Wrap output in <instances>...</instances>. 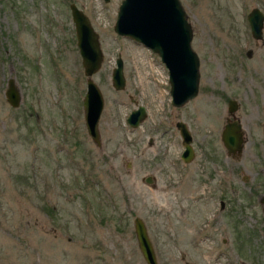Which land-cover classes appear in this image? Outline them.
Listing matches in <instances>:
<instances>
[{
  "label": "rangeland",
  "instance_id": "rangeland-1",
  "mask_svg": "<svg viewBox=\"0 0 264 264\" xmlns=\"http://www.w3.org/2000/svg\"><path fill=\"white\" fill-rule=\"evenodd\" d=\"M120 1L0 0V264H146L135 217L156 264H264V21L254 39L246 18L254 7L264 14V0H179L199 60L197 94L180 109L158 56L114 33ZM70 4L103 53L91 76L103 99L99 145L84 125ZM117 54L122 90L110 81ZM8 78L16 108L3 95ZM230 99L246 140L235 158L219 140ZM137 106L146 117L132 128ZM178 120L193 137L186 166Z\"/></svg>",
  "mask_w": 264,
  "mask_h": 264
},
{
  "label": "water",
  "instance_id": "water-1",
  "mask_svg": "<svg viewBox=\"0 0 264 264\" xmlns=\"http://www.w3.org/2000/svg\"><path fill=\"white\" fill-rule=\"evenodd\" d=\"M69 9L80 63L86 77L85 92L81 99L84 125L92 141L99 145L97 122L103 108V99L91 76L100 68L103 53L98 35L87 16L74 4H70ZM246 18L252 38L260 39L264 21L263 12L254 7L249 10ZM113 31L119 36L127 37L143 45L158 56L168 70L169 93L173 106H179L196 95L199 60L191 48V26L179 0H121ZM114 63L110 76L111 85L115 90H122L125 86V78L119 54ZM3 95L11 107H18L20 91L13 78L6 80ZM236 107V101L230 99L227 109L231 115ZM144 118L143 106H137L127 115L126 123L135 128ZM176 127L184 146L182 157L188 160L191 157L189 133L179 122L176 123ZM221 141L233 157L239 154L244 142L241 125L237 121L225 123L221 131ZM151 180L149 176L144 178L146 183H150ZM133 230L137 247L145 263L156 264L154 249L141 218L133 219Z\"/></svg>",
  "mask_w": 264,
  "mask_h": 264
},
{
  "label": "flooded vegetation",
  "instance_id": "flooded-vegetation-1",
  "mask_svg": "<svg viewBox=\"0 0 264 264\" xmlns=\"http://www.w3.org/2000/svg\"><path fill=\"white\" fill-rule=\"evenodd\" d=\"M121 2V1H120ZM120 2H119V4H120ZM119 4H118V6H119ZM118 6H117V10H118ZM79 9V8H78ZM80 10V9H79ZM117 10H116V14H117ZM82 11V10H81ZM83 12V11H82ZM84 13V12H83ZM85 14V13H84ZM116 18V17H115ZM161 62V61H160ZM161 64L163 65V67H164V69H165V72H166V83H167V85H168V90H170V85H169V82H168V70H167V68L165 67V65L161 62ZM197 91H198V85H197ZM197 94V93H196ZM169 96H170V93H169ZM196 96V95H195ZM194 96V97H195ZM193 97V98H194ZM193 98H191V99H188L187 101H185L184 103H182L181 105H179V106H173L172 104H171V96H170V104H171V106L172 107H174V108H176V109H180V108H182V107H185L187 104H188V102L190 101V100H192ZM228 101L229 100H227V106H228ZM236 109H237V107H236ZM236 109H235V111H236ZM144 110H145V108H144ZM234 111V112H235ZM233 112V114L231 115L229 112H228V109H227V107H226V113L225 114H227V115H225L224 117H223V120H224V123H223V125H222V127H221V130H220V133H219V140H220V142H221V144H222V141H221V131H222V129H223V126H224V124L225 123H230V122H232V121H237L238 123H239V121L236 119V117H235V113ZM263 115H264V111H263ZM145 117H146V111H145ZM181 123V124H183L184 126H185V128H186V130L188 131V133H189V136H190V149H191V157H190V159H188V160H186V159H183V157H182V154H183V151H184V146H183V144H182V138H181V135H180V133H179V130L177 129V127H176V123ZM240 124V123H239ZM174 126H175V128H176V131H177V134H178V136L180 137V144H181V146H182V149L179 151V155H178V158H179V162L183 165V166H186V165H188V164H190V163H192V161H193V158L195 159V150H194V148H193V137H192V135H191V133L189 132V130H188V128H187V126H186V124H185V122H183V121H181V120H178V121H176L175 122V124H174ZM241 131H242V127H241ZM243 133V132H242ZM243 138H244V135H243ZM245 138H244V142H243V144L245 143ZM222 146H223V144H222ZM242 147H243V145H242ZM223 148H224V150H225V153H226V157H232V158H235V156L237 155H235L234 157L231 155V154H229V152L227 151V149L223 146ZM241 150H242V148H241ZM241 152V151H240ZM204 162H207V160H206V158H204V161H202V162H200L199 163V165H201V166H203L204 165ZM179 174H181L182 175V173L180 172ZM216 174V173H215ZM216 175H218V174H216ZM214 173H212V172H209L208 173V175H207V181H210V183L213 181V178H214ZM183 177V176H182ZM182 179L183 178H181V177H179V178H177V183L178 184H181L182 183ZM220 182V181H219ZM218 182V183H219ZM204 184V183H203ZM263 200H264V194L263 195H260L259 197H258V199H257V207H258V210H259V215H261V217H263L264 218V211H263V207H264V203H263ZM218 209H219V211H221L222 209H223V201H219V207H218ZM262 222H264V221H262Z\"/></svg>",
  "mask_w": 264,
  "mask_h": 264
}]
</instances>
